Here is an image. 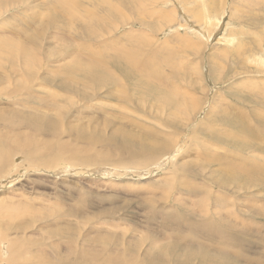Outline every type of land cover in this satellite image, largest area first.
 Instances as JSON below:
<instances>
[{
    "label": "rangeland",
    "instance_id": "obj_1",
    "mask_svg": "<svg viewBox=\"0 0 264 264\" xmlns=\"http://www.w3.org/2000/svg\"><path fill=\"white\" fill-rule=\"evenodd\" d=\"M57 1H64L71 13L66 12L63 31L51 36L58 32L54 28L59 6L54 0H0V48L4 51L10 42L24 48V56L27 53V58L19 56L18 45L17 57L12 46L8 48L11 56L0 55L3 249L17 243L21 250L15 249L13 257L22 258L20 264H106L110 257L108 264H122V260L144 264L146 257L184 264L188 256L177 259L176 255L205 248L172 242L190 233L186 227L181 233L171 231L174 227L168 223L170 229L166 228L163 221L225 217L214 205L224 198L234 204L224 211L238 217L239 225L230 220L235 230L247 225L251 242L250 247L241 248L228 242L230 259L264 264V185L239 190L238 179L246 175L232 176L225 169L203 165L204 160L222 155L225 147L244 159V170L264 176V133L256 138L260 148L247 147L245 134L238 142L222 137L219 144L206 135L213 125H218L216 134L226 129V133H239L236 137L242 135L238 127L228 125L227 115L210 116L221 102L247 115L257 112L264 122V0H107V5L120 11V18L110 21L103 19L104 7L101 12L95 10L97 0L88 5ZM225 2L227 11L222 6ZM88 6L96 12L93 17L82 11ZM85 28L93 37H82ZM45 30L49 31L44 35ZM65 43L68 46L63 49ZM94 50L100 52L111 77L104 71L83 77L74 73L97 54ZM126 51L148 63L146 69L159 73L155 83V73L148 72V78L142 79L123 58H114V65L108 62ZM36 119H44L40 121L44 124L36 126ZM139 139L158 146L142 149ZM75 151L82 161L73 162ZM216 181L227 189L217 190ZM190 236L198 238L194 233ZM198 240L208 244L202 237ZM208 246L212 251L219 248Z\"/></svg>",
    "mask_w": 264,
    "mask_h": 264
},
{
    "label": "bare ground",
    "instance_id": "obj_2",
    "mask_svg": "<svg viewBox=\"0 0 264 264\" xmlns=\"http://www.w3.org/2000/svg\"><path fill=\"white\" fill-rule=\"evenodd\" d=\"M67 1V0H66ZM92 1V0H91ZM97 1H99V2H96V3H98L94 8H95V10H102V8L104 7V9L102 10V12L101 13H103L104 14V16H103V19L104 20H107V21H110V20H112V19H116V18H120L119 16H120V11L118 10V9H116L114 6H109V5H107V4H110L109 2H107V0H97ZM144 1H146V0H144ZM166 1V0H165ZM174 1H176V0H174ZM190 1V0H189ZM194 1V0H193ZM210 1V0H209ZM260 2H261V0H259ZM54 2H56V3H58V6H59V10L57 11V18H56V24H57V26H56V28H54V25H52V24H50L49 23V25L52 27V28H54V29H56V30H58V32H56V33H53L51 36H56V34H59V30L61 29L62 30V27H64V25L66 24V12H69V13H71V10H70V7H68L65 3H63L64 1H57V0H54ZM68 2H69V0H68ZM70 2H72V0L70 1ZM77 2H79V4L80 5H88V3L90 2V0H78ZM147 2V1H146ZM145 2V3H146ZM154 2H156L157 3V0H154L153 1V3ZM195 2H197V1H195ZM201 2V1H200ZM211 2H215V1H211ZM220 2V1H219ZM251 2V1H250ZM173 3V2H172ZM175 3V2H174ZM181 3V2H180ZM210 3V2H209ZM143 4V6H144V3H142ZM171 4V3H170ZM187 4H190V3H187ZM213 4V3H212ZM212 4L210 5V4H206V5H210V6H212ZM220 3H218L217 5H219ZM53 5H55V4H53ZM52 5V6H53ZM73 5V4H72ZM148 5V4H147ZM180 5V4H179ZM195 5H196V3H195ZM214 5H216V4H214ZM258 5H259V2H258ZM156 6V5H155ZM172 6V5H171ZM181 6V5H180ZM189 6V5H188ZM191 6V5H190ZM199 6V5H198ZM223 9H226L225 8V6L227 7V2H225L223 5ZM89 7V6H88ZM176 7V6H175ZM192 7V6H191ZM202 7V6H201ZM83 8V9H82ZM81 9H82V11H84L85 12V16H90V17H93L95 14H96V12L94 11V9H91L90 7V9L89 8H84V7H82ZM156 8V7H155ZM154 8V9H155ZM172 8V7H171ZM186 8V7H185ZM184 8V9H185ZM197 8H199V7H197ZM210 8V7H209ZM220 8V7H219ZM229 8V7H228ZM120 9H121V7H120ZM122 10V9H121ZM196 10V9H195ZM212 10H214V11H216V7L215 6H212ZM220 10V9H219ZM229 10V9H228ZM262 10H263V8H262ZM123 11V10H122ZM158 11V10H157ZM181 11V10H180ZM191 11V10H190ZM196 11H199V10H196ZM206 11V10H205ZM211 11V10H210ZM214 11H211V12H214ZM225 11V10H224ZM226 11H227V9H226ZM54 12H55V9H54ZM73 12V11H72ZM155 12H156V9H155ZM193 12H194V10H193ZM201 12V11H200ZM209 12V11H208ZM198 13V12H197ZM226 13V12H225ZM149 14V13H148ZM192 14V13H191ZM227 14V13H226ZM229 14V13H228ZM72 15V14H71ZM176 15V14H175ZM192 15H194V14H192ZM191 15V16H192ZM200 15H202V14H200ZM204 15V14H203ZM202 15V16H203ZM212 15V14H211ZM218 15V14H217ZM220 15V14H219ZM230 15V14H229ZM183 16H184V14H183ZM188 16V15H187ZM195 16V15H194ZM193 16V17H194ZM201 16V17H202ZM164 17V16H163ZM192 17V18H193ZM210 17V16H209ZM211 17H214V16H211ZM219 17V16H218ZM221 17H223V16H221ZM123 18V17H122ZM197 18V17H196ZM214 19V18H213ZM219 19H221L220 17H219ZM237 19V18H236ZM264 19V18H263ZM68 20V19H67ZM87 20V19H86ZM97 20V19H96ZM223 20V19H222ZM228 20V19H227ZM260 20H262V19H260ZM88 21V20H87ZM123 22H124V24H126V21L124 20V18H123V20H122ZM213 21V20H212ZM221 21V20H220ZM264 21V20H263ZM52 23H53V21H51ZM255 22V21H254ZM69 22H67V24H68ZM193 23V22H192ZM250 23V22H249ZM248 23V24H249ZM256 23V22H255ZM185 24H187V23H185ZM198 24V23H197ZM196 24V25H197ZM212 24V23H211ZM215 24V23H214ZM219 24V23H218ZM247 24V23H246ZM70 25V24H69ZM195 25V24H194ZM199 25V24H198ZM201 25V24H200ZM199 25V26H200ZM213 25V24H212ZM224 26V25H223ZM66 27H67V25H66ZM182 27V26H181ZM213 27V26H212ZM211 27V28H212ZM220 27H221V24H220ZM220 27H218V28H220ZM226 27H227V25H226ZM192 28H193V26H192ZM191 28V29H192ZM197 28V27H196ZM210 28V27H209ZM221 29H222V27H221ZM220 29V30H221ZM65 30V29H64ZM181 29H179V31H180ZM183 30H184V28H183ZM195 30V29H194ZM214 30V29H213ZM228 30V29H227ZM47 31H49V30H47ZM46 30L44 31V35H45V33L47 32ZM63 31V30H62ZM85 33L86 34H83V33H80V34H82V37L84 36V38L85 39H89V38H91V37H93V35H91V34H88L87 33V31H86V28H85ZM192 31H193V29H192ZM210 31H211V29H210ZM225 31V30H224ZM240 31V30H239ZM238 31V32H239ZM65 32H67V31H65ZM206 32V31H205ZM215 32V31H214ZM51 33V32H50ZM195 33V32H194ZM211 33V32H210ZM223 33V32H222ZM213 34V33H212ZM234 34H236V33H234ZM241 34V33H240ZM35 35H36V32H34L33 34H32V36H31V38H35ZM195 35V34H194ZM194 35H192V36H194ZM208 35V34H207ZM210 35V34H209ZM208 35V36H209ZM188 36V35H187ZM190 36V35H189ZM196 36V35H195ZM222 36V35H221ZM233 36V35H232ZM236 36H240V35H236ZM143 37V36H142ZM201 37H202V35H201ZM212 37V36H211ZM210 37V38H211ZM216 38V37H215ZM220 38V37H219ZM229 38V37H228ZM236 38V37H235ZM189 39H190V37H189ZM194 39H198V38H194ZM193 39V40H194ZM31 40V39H30ZM30 40H28L29 41V43L32 41H30ZM147 40V39H146ZM199 40V39H198ZM210 40V39H209ZM216 40V39H215ZM214 40V41H215ZM263 40V39H262ZM187 41H190V40H187ZM203 41V40H202ZM201 41V42H202ZM217 42L219 41V39L218 40H216ZM254 41V43H255V40H253ZM259 41V40H258ZM264 41V40H263ZM200 42V41H199ZM198 42V43H199ZM240 42V41H239ZM256 42H257V40H256ZM68 43V42H67ZM144 44H149L147 41H146V43L145 42H143ZM220 43V42H219ZM218 43V44H219ZM242 43V42H241ZM260 43V42H259ZM204 44V43H203ZM207 44V43H206ZM239 44V43H238ZM16 45V46H15ZM18 45L19 44H15V43H10V42H7L6 43V45L4 46V51H2L3 49L2 48H0V55H9V56H11L12 55V53H10L11 51L8 49V48H10L11 46L12 47H14L13 49H14V51H16L15 52V55H16V57H17V53H19L20 52V50H19V52H17V48H18ZM146 45H142V47H146ZM228 45V44H227ZM234 45V44H233ZM244 45V44H243ZM256 45H257V43H256ZM10 46V47H9ZM66 46H68V44H64V47H63V49L66 47ZM226 46V45H225ZM235 46V45H234ZM233 46V47H234ZM261 46V45H260ZM259 46V47H260ZM263 46V45H262ZM1 47V46H0ZM19 47H21L20 45H19ZM72 47V46H71ZM141 47V48H142ZM231 47V46H230ZM237 47V46H236ZM239 47V46H238ZM258 46H256V48H257ZM87 48V47H86ZM91 48V47H90ZM89 48V49H90ZM147 48V47H146ZM145 48V49H146ZM222 48H224V47H222ZM226 48V47H225ZM224 48V49H225ZM228 48V47H227ZM261 48V47H260ZM63 49H62V51L61 52H64L63 51ZM84 49V48H83ZM99 49V48H98ZM237 49V48H236ZM240 49V48H239ZM11 50H12V48H11ZM133 50V49H132ZM141 50V49H140ZM221 50V49H220ZM219 50V51H220ZM230 50H232V49H230ZM229 50V51H230ZM259 50V49H258ZM262 50V49H261ZM67 51V50H66ZM93 51V50H92ZM97 54H95V55H93V57L91 58V59H89L88 61H87V59H86V65L84 66V67H81V68H78L74 73L75 74H78L79 75V77H83V76H86V75H91L92 73H93V71H100V73L101 74H103L101 71H104V73H105V75L106 76H108V77H111V75L109 74V72L110 71H108L106 68H105V66H104V64H103V59L99 56V54H100V52H98V50H94ZM134 51H136V50H134ZM224 51V50H223ZM226 51H227V53H230L229 55H231V51L230 52H228V50H225V53H226ZM89 52H90V50H89ZM221 52H222V50H221ZM259 52H260V50H259ZM81 53V52H80ZM138 53V52H137ZM141 53V52H140ZM219 53V52H218ZM224 53V52H223ZM238 53V52H237ZM260 53H262V52H260ZM21 54H22V56H23V59L24 58H27L26 56H27V53H26V55L24 56V54H25V49L24 48H22L21 47V52H20V55L19 56H21ZM38 54V53H37ZM143 54V53H142ZM141 54V55H142ZM233 54V53H232ZM40 55H41V57H43L42 56V54H41V52H40ZM46 56H47V59L51 56V53L49 52V51H47L46 52V54H45ZM71 55H72V53H71ZM88 55V54H87ZM89 55H90V53H89ZM224 55V54H223ZM228 55V54H227ZM237 55V54H236ZM14 56V55H13ZM21 56V57H22ZM81 56H82V54H81ZM137 55H135L133 52H131V51H126V52H122V53H118L115 57H112V58H109L108 59V62L109 63H111V64H113L114 65V62H115V59L116 58H123L124 60H125V62H129L128 64L130 65H132V69H133V71L137 74V72H136V70L140 73V75H141V78L142 79H144V77H146V78H148L147 77V75H148V72L150 73V74H157L156 76H152V80L154 79V83H155V81H156V79H157V77L159 76V73L158 72H156V71H152L151 69H150V67H149V69H146V67H147V64L148 63H146V62H144L142 59H140V58H138V57H136ZM225 56H226V54L224 55V59H225ZM235 56V55H234ZM239 57H240V55H238ZM259 55H257V57H258ZM20 57V58H21ZM218 57V56H217ZM227 57V56H226ZM256 57V58H257ZM15 58V57H14ZM115 58V59H114ZM237 58V57H236ZM255 58V59H256ZM41 60L43 59V58H40ZM226 59H228V58H226ZM232 59V58H231ZM15 60V59H14ZM18 60L19 59H17V63H19L18 62ZM41 60H39L40 62H41ZM117 60V59H116ZM119 60V59H118ZM258 60H262V58H260V59H258ZM120 61V60H119ZM118 61V62H119ZM239 61V60H238ZM264 61V60H263ZM118 62L116 63L117 64V66H119L120 67V65H118ZM143 62V63H142ZM237 62V61H236ZM24 63V62H23ZM164 63V62H163ZM219 63V62H218ZM244 63V62H243ZM21 64V63H20ZM127 64V65H128ZM19 65V64H18ZM24 65V64H23ZM127 65H125V67L127 66ZM129 65H128V67H129ZM131 65H130V67H131ZM218 65H220V64H218ZM25 66V65H24ZM240 66H242V65H240ZM26 67V66H25ZM25 67H24V69H25ZM14 67H12V69H13ZM116 68H118V67H116ZM122 68V67H121ZM124 68V67H123ZM248 69V68H247ZM256 69V68H255ZM237 70V69H236ZM126 72L129 74V71H128V69H126ZM111 73V72H110ZM120 73V72H119ZM244 73V72H243ZM251 73V72H250ZM218 74V73H217ZM219 74H220V72H219ZM247 74V73H246ZM139 75V74H138ZM244 75V74H243ZM149 76V75H148ZM151 76V75H150ZM213 76V75H212ZM218 76V75H217ZM166 76L164 75V78H165ZM216 77V76H215ZM114 79L116 80V78L114 77ZM151 79H150V81H152ZM209 80H211L210 78H209ZM148 81V80H147ZM149 81V82H150ZM210 82V81H209ZM213 84V83H212ZM169 88H171V87H169ZM166 89H168V88H166ZM254 90V89H253ZM166 92H167V94L169 95V97H172V99H173V97H174V95H171V94H169L168 92H169V90H165ZM215 93H217V92H215ZM165 94V93H164ZM161 97V96H160ZM159 97V98H160ZM166 97H168V96H166ZM156 98H158V96L156 97ZM163 98V97H162ZM164 99H165V96H164ZM160 100V99H159ZM217 100V99H216ZM191 101L192 100H189V102L191 103ZM207 101H208V98H207ZM209 101H210V99H209ZM219 101V100H218ZM257 101H259L260 102V100H257ZM262 102H264L263 100H261ZM160 102H164L163 100H160ZM187 103L184 107V109H183V111H185L186 112V110H188L187 109V105L188 106H190V103ZM193 102V101H192ZM215 102V104H216V102L217 101H214ZM213 102V103H214ZM250 102V101H249ZM252 102V101H251ZM176 103H177V101H176ZM212 103V102H211ZM217 103H219V102H217ZM165 104H168V103H166L165 102ZM206 104H208V103H206ZM252 104H254V101H253V103ZM175 105H178V104H175ZM166 107H168L167 105H165ZM182 106V105H181ZM257 105H255V107H256ZM173 107V106H172ZM211 107V106H210ZM260 107V106H259ZM177 108H179V107H177ZM198 108H199V106H198ZM212 108V107H211ZM210 108V109H211ZM207 109V108H206ZM209 109V108H208ZM257 109V108H256ZM174 111V110H173ZM181 111V110H180ZM212 111L213 112H210V116L211 115H213V114H215V112L218 114V116H222V115H227L228 116V118L230 119V122H228V125H230V127L231 126H236V127H238V129H240L239 130V132L242 134L241 136H237L236 137V135H239V133L238 134H230L229 132H228V130H227V133H226V129H224L223 131V133L222 134H216V130H219V129H217L218 127V125H213V126H211V128H209V133H206V135H208V136H213V139L212 140H210V141H212V142H217L218 144H219V142H221V140H220V138H224V137H226V138H231L232 140H234L235 142H238V140L239 139H242V137H243V134H245L246 136L245 137H247V138H249V141H246L245 143H247L246 145H247V147H249V146H253V145H258V147L260 148V146H259V141L257 142V140H256V138H257V135L259 134V133H264L263 131H261L262 129H264V122H262L263 120H261L259 117H258V113L257 112H251V113H253V114H249V115H251V116H249V115H247V114H245L244 112H241L238 108H236V107H232V105H230V103L228 102H221V104L219 105V106H216L215 105V107L214 108H212ZM253 111V110H252ZM174 112H176V109H175V111ZM195 112V111H194ZM204 112V111H203ZM172 113V112H171ZM217 114H215V115H217ZM245 114V115H244ZM173 115V114H172ZM181 115V114H180ZM176 118L178 119V118H180V116H179V112L178 113H176ZM231 116V117H230ZM189 117H190V114H189ZM192 117V116H191ZM172 119H174V118H172ZM182 119V118H181ZM214 119V118H213ZM41 120H44V119H36V122H35V125L36 126H39L40 127V125H43L44 123H42V124H40V121ZM173 121V120H172ZM190 122H191V120H189L188 122H187V125L186 126H189L190 125ZM214 123V122H213ZM225 128V127H224ZM233 129V128H232ZM220 131H221V129H220ZM177 133V132H176ZM212 133H214L215 135H211ZM261 135V134H260ZM262 136V135H261ZM127 137V136H126ZM132 137V136H131ZM157 137V136H156ZM259 137V136H258ZM128 138V137H127ZM159 138V137H158ZM160 139V138H159ZM132 140H135V139H132ZM261 140V139H260ZM264 140V139H263ZM245 141V140H244ZM138 142H140L141 143V145L143 146V148L142 149H144V148H146V149H152V148H155V147H157L158 145L153 141V143H150V142H148V141H145V140H143V139H139V141ZM241 142H243V141H241ZM261 142V141H260ZM166 143V142H165ZM167 144V143H166ZM168 144H169V142H168ZM140 145V144H139ZM148 145V146H147ZM175 145V144H174ZM166 146V145H165ZM172 146V145H171ZM159 147H160V145H159ZM174 147V146H173ZM221 147V146H220ZM165 147L164 146H162L161 147V151L164 149ZM169 148H171V147H169ZM176 148V147H175ZM20 150H21V148H19ZM132 149H133V147H132ZM25 150V149H24ZM173 150H174V148H173ZM176 150H179V149H176ZM221 150H222V147H221ZM220 150V151H221ZM249 150V149H248ZM167 151V150H166ZM221 152H223V154L222 155H214L211 159H206V160H204V162H203V165L204 166H206V167H209V166H211V165H214L215 167H216V169H222V170H226V171H229L230 172V175H232V176H237V175H239V174H243V175H246L244 178H239L238 179V182L239 183H241L240 184V186H238L237 185V182L236 183H234V187L236 188V186H238L239 187V190L240 189H242L243 187H245L246 189L247 188H251V187H256V186H262V185H264V180H255L254 179V177H260V178H263L264 179V176H255L252 172H247L246 170H244V167H245V161H243L242 162V160H244V159H242V158H240V156L239 155H236V154H231V150L229 151V149H227V148H223V150L221 151ZM220 152V153H221ZM176 153H177V151H176ZM205 153V152H204ZM172 154V153H171ZM174 154V153H173ZM180 155V154H179ZM168 156V155H167ZM173 156V155H172ZM171 156V157H172ZM5 157V156H4ZM4 157H0L1 158V160H0V171L2 170V166H3V164L5 163L4 162ZM166 157V156H165ZM174 157V156H173ZM176 157V156H175ZM71 158H72V160H73V162L74 161H82V159H81V156L79 155V153L77 152V151H75L74 153L72 152L71 153ZM164 158V157H163ZM162 158V159H163ZM69 159H70V157H69ZM165 159V158H164ZM71 160V159H70ZM69 160V161H70ZM165 160H167V159H165ZM171 160V159H170ZM161 161V160H160ZM168 161V160H167ZM166 161V162H167ZM171 161H173V160H171ZM165 162V161H164ZM71 163V162H70ZM170 163V162H169ZM168 163V164H169ZM51 164V163H50ZM67 164V163H66ZM65 164V165H66ZM13 165V164H12ZM171 165V164H170ZM11 166V165H10ZM64 166V165H63ZM254 166L258 169V170H261V167H258L256 164H254ZM62 168H64L65 169V167H62ZM71 168V167H70ZM158 168V167H157ZM162 169V168H161ZM165 169H167V168H165ZM153 170V169H152ZM160 169H158V171H159ZM168 170V169H167ZM103 171V170H102ZM105 172H106V170H104ZM103 171V172H104ZM170 170H168V171H166V172H169ZM173 172V171H172ZM171 172V173H172ZM175 172V171H174ZM173 172V173H174ZM68 173V172H67ZM175 173H177V172H175ZM144 174H145V172H144ZM147 174V173H146ZM173 175V174H172ZM176 175V174H175ZM8 176L10 177V175L8 174ZM146 177H147V175H146ZM4 178V177H3ZM11 178V177H10ZM14 178V177H13ZM163 179H165V181H167L168 179L167 178H163ZM162 179V180H163ZM1 180V179H0ZM168 182V181H167ZM169 183V182H168ZM235 184H236V186H235ZM2 185V184H1ZM3 186V185H2ZM9 187V186H8ZM215 187H216V189L217 190H219V191H221V190H226L227 188L225 187V185L224 184H222V183H220V182H218V181H216L215 182ZM234 190V189H233ZM235 190H237V189H235ZM234 190V191H235ZM13 195V194H12ZM7 196V195H6ZM2 199V198H1ZM4 199V198H3ZM6 200H7V198H6ZM214 205L217 207L216 208V211L218 212V213H220V214H223V215H225V217H218V218H215V219H211V220H208V219H201V220H193V219H191V218H188V222L186 221V222H184V221H180V223H178V222H174V221H172V220H170V219H167L166 218V220L165 219H163V220H165V221H163L164 222V225H165V227L166 228H168V229H170L169 227H168V223L171 225V226H173L174 227V229H170L171 231H176V232H179V233H181V230L184 228V227H186L187 228V230H188V233H194V234H196L197 235V237L198 238H203L205 241H207L208 242V244L207 243H203V242H200V240H198V238H193L192 236H190V234H183L184 236L181 238V239H179V240H172V242H174V243H178V244H181V245H186V246H199V247H203V248H205V249H202L201 251H199V252H189V251H184V252H182L181 254H179V255H176V258L177 259H182V257L180 256V255H187L188 256V259H187V261L186 262H184V264H195V262L194 261H192V260H198V261H200L201 263L200 264H239V262L238 261H240V262H242V258L240 259L239 257H237V256H235V255H232V256H235L234 258H236V259H234L233 260V258L232 259H230V257H229V253H230V250L231 249H229V247H230V245H229V243L228 242H233L236 246H238V248H241V247H244V246H248V247H250V244H251V242H250V240H249V238H248V234L245 232V229H247L248 230V228H247V225H241V226H243V228L244 229H241L239 232H237L236 230H235V228L237 227L236 225H239V223H238V217H236V214L235 213H232V212H228V213H225V211H224V209L226 208H229V207H234V204H232V202H229V200H226V199H224V198H219L218 200H216L215 201V203H214ZM3 212V210L2 209H0V213H2ZM208 213V212H207ZM175 220H177V219H175ZM232 222H234V223H236V225H234V224H232L231 223V221ZM179 221V220H178ZM109 237V236H108ZM112 237V236H111ZM114 237V236H113ZM149 238H150V236H149ZM151 239V238H150ZM100 240V239H99ZM202 240V239H201ZM151 241H152V239H151ZM209 243H210V245H213V246H215V245H218V246H215V247H219V248H215L214 249V251H212L211 249H208L209 248ZM0 244L2 245V249L0 250V264H20L21 263V260H22V258H18L16 255L13 257V251L15 250V249H19V250H21V247L17 244V243H13L12 245H10V246H8L7 247V249H3V243H1V239H0ZM233 248H236V247H233ZM9 251V252H8ZM232 251V250H231ZM18 252V251H17ZM213 252V253H212ZM237 252V251H236ZM19 253V252H18ZM218 253V254H217ZM232 254V253H231ZM234 254V253H233ZM237 254H238V252H237ZM19 255V254H18ZM224 255H227V256H224ZM231 256V255H230ZM22 257H23V255H22ZM111 257L110 258H108V259H106V264H108L110 261H111ZM226 260H228V261H231V262H228V261H226ZM238 260V261H237ZM166 257H161V258H148V257H146L145 258V262H144V264H165L166 263ZM253 260H244L243 262H245V263H248V264H251V262H252ZM120 263H122V264H128V262L127 261H125V260H122ZM93 264H98V263H93Z\"/></svg>",
    "mask_w": 264,
    "mask_h": 264
}]
</instances>
